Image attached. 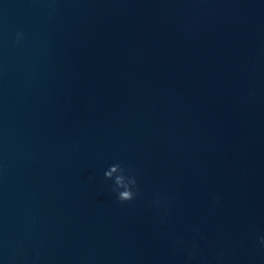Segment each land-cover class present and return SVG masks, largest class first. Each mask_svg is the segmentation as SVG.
Segmentation results:
<instances>
[{
  "label": "water",
  "instance_id": "1",
  "mask_svg": "<svg viewBox=\"0 0 264 264\" xmlns=\"http://www.w3.org/2000/svg\"><path fill=\"white\" fill-rule=\"evenodd\" d=\"M260 236L264 0H0V264H264Z\"/></svg>",
  "mask_w": 264,
  "mask_h": 264
},
{
  "label": "clouds",
  "instance_id": "2",
  "mask_svg": "<svg viewBox=\"0 0 264 264\" xmlns=\"http://www.w3.org/2000/svg\"><path fill=\"white\" fill-rule=\"evenodd\" d=\"M20 35L22 34L18 33V37ZM104 175L106 179H114L115 187H113L112 191L117 194V199L121 203L129 202L136 198L139 188L137 185V179L131 174L130 169H126L121 164L117 163L110 166L109 170H107ZM155 203L159 205L161 203V198L157 197ZM259 242L264 246V236L259 237ZM189 258H191V255Z\"/></svg>",
  "mask_w": 264,
  "mask_h": 264
}]
</instances>
